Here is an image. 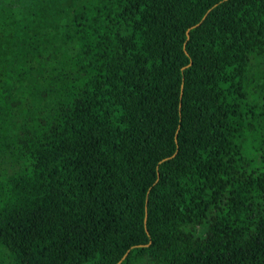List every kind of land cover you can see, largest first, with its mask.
<instances>
[{"label":"trees","instance_id":"obj_1","mask_svg":"<svg viewBox=\"0 0 264 264\" xmlns=\"http://www.w3.org/2000/svg\"><path fill=\"white\" fill-rule=\"evenodd\" d=\"M42 2L0 0V264H264V0Z\"/></svg>","mask_w":264,"mask_h":264},{"label":"rangeland","instance_id":"obj_2","mask_svg":"<svg viewBox=\"0 0 264 264\" xmlns=\"http://www.w3.org/2000/svg\"><path fill=\"white\" fill-rule=\"evenodd\" d=\"M77 0H44L43 4V14H45L47 17L49 15V19L56 20L58 18L59 20H64L67 17V13L70 9V7L76 2ZM37 2H42V0H37ZM8 10L10 9V6L4 5ZM1 4H0V27L4 23L12 22V18L14 17L12 13L5 11ZM3 7V8H2ZM8 12V13H7ZM141 264H150L148 262H143Z\"/></svg>","mask_w":264,"mask_h":264},{"label":"water","instance_id":"obj_3","mask_svg":"<svg viewBox=\"0 0 264 264\" xmlns=\"http://www.w3.org/2000/svg\"><path fill=\"white\" fill-rule=\"evenodd\" d=\"M200 23V22H199ZM199 23H197V25L199 24ZM187 36L189 37L190 35H189V31H187ZM146 219V218H145Z\"/></svg>","mask_w":264,"mask_h":264}]
</instances>
